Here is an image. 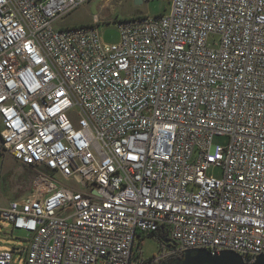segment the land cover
Masks as SVG:
<instances>
[{
    "label": "built area",
    "instance_id": "1",
    "mask_svg": "<svg viewBox=\"0 0 264 264\" xmlns=\"http://www.w3.org/2000/svg\"><path fill=\"white\" fill-rule=\"evenodd\" d=\"M87 1L0 0V155L34 170L27 194L0 207L26 233L0 264H160L195 248L254 261L264 0H170L158 16L114 20L113 43L97 17L55 27ZM149 232L170 247L145 257L136 239Z\"/></svg>",
    "mask_w": 264,
    "mask_h": 264
},
{
    "label": "rangeland",
    "instance_id": "2",
    "mask_svg": "<svg viewBox=\"0 0 264 264\" xmlns=\"http://www.w3.org/2000/svg\"><path fill=\"white\" fill-rule=\"evenodd\" d=\"M170 10V0H89L79 8L73 10L63 19L57 21L55 27H72L90 25L95 17L100 21L97 29L101 37L109 42H117L119 39L118 30L114 20L128 19L136 15L155 16L166 13ZM227 136H214L212 142L224 146L227 143ZM222 168H211L208 173L221 178ZM34 170L27 168L21 162L15 160L10 154L0 155V207H4L9 201L20 198L27 194L33 180ZM29 177V179H27ZM11 224L0 218V250L11 247H21L26 241L23 230H11ZM141 242V248L145 257L156 254L162 246L157 237L144 235L136 239ZM17 255V254H16ZM13 264H23V258L17 257Z\"/></svg>",
    "mask_w": 264,
    "mask_h": 264
},
{
    "label": "water",
    "instance_id": "3",
    "mask_svg": "<svg viewBox=\"0 0 264 264\" xmlns=\"http://www.w3.org/2000/svg\"><path fill=\"white\" fill-rule=\"evenodd\" d=\"M141 0H135L139 3ZM168 243V240H164ZM170 247V244H168ZM177 264H264V254L257 255L252 262H245L240 255L233 251L223 250L219 254L208 252L205 249H188Z\"/></svg>",
    "mask_w": 264,
    "mask_h": 264
},
{
    "label": "flooded vegetation",
    "instance_id": "4",
    "mask_svg": "<svg viewBox=\"0 0 264 264\" xmlns=\"http://www.w3.org/2000/svg\"><path fill=\"white\" fill-rule=\"evenodd\" d=\"M168 240L167 238H166V236H161L160 238H159V240H160V242H161V244H166V242H164V240ZM166 245H168V244H166ZM179 258L180 257H176V258H168L166 261L164 260L162 263H160V264H177L179 261Z\"/></svg>",
    "mask_w": 264,
    "mask_h": 264
},
{
    "label": "trees",
    "instance_id": "5",
    "mask_svg": "<svg viewBox=\"0 0 264 264\" xmlns=\"http://www.w3.org/2000/svg\"><path fill=\"white\" fill-rule=\"evenodd\" d=\"M23 165H25V164H23ZM27 166V165H26ZM27 168H29V169H31V167H28L27 166ZM32 170V169H31ZM33 177H34V175H33ZM27 179H29V177L27 178ZM147 235H150V236H154V237H157L158 239L162 236V235H159V234H155V233H147Z\"/></svg>",
    "mask_w": 264,
    "mask_h": 264
}]
</instances>
